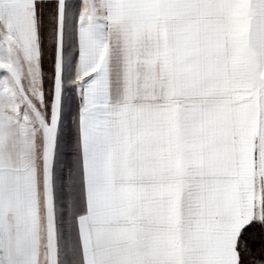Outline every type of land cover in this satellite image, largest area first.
I'll use <instances>...</instances> for the list:
<instances>
[{"label":"snow or ice","instance_id":"1","mask_svg":"<svg viewBox=\"0 0 264 264\" xmlns=\"http://www.w3.org/2000/svg\"><path fill=\"white\" fill-rule=\"evenodd\" d=\"M0 264H264V0H0Z\"/></svg>","mask_w":264,"mask_h":264}]
</instances>
